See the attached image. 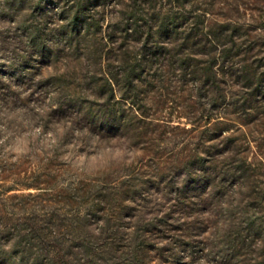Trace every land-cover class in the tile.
I'll return each instance as SVG.
<instances>
[{"label":"trees","instance_id":"1","mask_svg":"<svg viewBox=\"0 0 264 264\" xmlns=\"http://www.w3.org/2000/svg\"><path fill=\"white\" fill-rule=\"evenodd\" d=\"M25 1L35 63L13 79L29 72L79 138L151 154L117 182L29 193L41 212L20 206L26 219L4 211L16 193L1 195L0 264H264V35L253 23L264 0ZM51 50L74 67L45 77ZM81 78L96 99L68 93ZM13 79L0 74V90L17 91ZM174 113L190 125H169ZM165 137L185 141L164 157ZM56 201L66 216L47 214L43 203Z\"/></svg>","mask_w":264,"mask_h":264},{"label":"rangeland","instance_id":"2","mask_svg":"<svg viewBox=\"0 0 264 264\" xmlns=\"http://www.w3.org/2000/svg\"><path fill=\"white\" fill-rule=\"evenodd\" d=\"M30 14L29 1L0 0V74L5 83L6 79H13L12 70L18 68V74L24 72L23 65L29 69V65L35 63L29 60L27 30ZM253 23L257 25L259 35H264V17ZM21 63L22 67L18 66ZM40 63L41 69L46 73L45 77L54 72L63 73L67 68L71 70L75 64L72 61L68 67L65 66L62 59L56 60L54 50L47 52ZM18 79L16 78L19 83L17 91L10 87L0 90V196L18 195L4 200V211L14 210V217L26 219L25 216L29 217V213L31 216L41 212L37 197H27L29 193H42L46 188L47 193H55L59 197L62 189L69 187L73 191L82 180L95 184L104 183L105 180L117 182L148 164L151 152L140 146L135 147L133 143L122 139H99L92 133H87L84 139L79 138V130L75 128L71 132L70 124L65 118L59 117L58 112H52L50 93L41 95L39 90L44 91L45 88L30 87L29 72ZM36 79L37 76L32 80L36 82ZM13 81L16 83L14 79ZM95 89L98 90L90 78H81L71 84L68 93L73 98L83 96L96 99L95 95L99 90ZM52 107L56 108L55 105ZM168 118L171 119L168 120L169 125L178 121L181 126L190 125L185 116L178 117L174 113ZM256 136L249 143L250 157L258 149L259 138L256 139ZM184 141L182 138L165 137L158 143V147L165 150L166 157L180 149ZM262 148L264 149V140ZM147 171L153 170L148 168ZM150 185H153L152 182ZM148 188L146 186L145 189ZM156 188L148 190L152 192L159 189ZM43 204H46L47 214L54 210L62 217L67 215L64 205L58 201ZM20 206L25 207V216L20 211ZM227 217L225 214L220 215L219 225L225 223L224 219ZM57 221L56 218L55 222Z\"/></svg>","mask_w":264,"mask_h":264}]
</instances>
